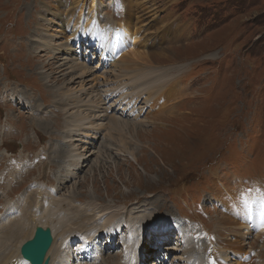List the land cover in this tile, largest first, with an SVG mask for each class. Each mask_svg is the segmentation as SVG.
Here are the masks:
<instances>
[{"label":"rangeland","instance_id":"rangeland-1","mask_svg":"<svg viewBox=\"0 0 264 264\" xmlns=\"http://www.w3.org/2000/svg\"><path fill=\"white\" fill-rule=\"evenodd\" d=\"M91 1L0 0V209L30 189L35 180L46 184L48 192L58 185V178L74 175L64 167L68 155L64 138L75 133H69L68 117L57 102L62 80L72 75L68 70L58 73L60 57L50 52L53 50L47 53V46L44 51L39 39L33 38L41 34L37 25L48 26L44 33L50 34L67 21L78 31L72 42H68L71 30L62 26L55 43L51 41L58 34L47 39L54 45L59 42L62 54H76V60H87L89 65L99 62L96 72H106L97 75L98 90L105 89L106 79L113 84L118 80L112 62L100 61L106 58L116 61L114 64L127 62L131 69L138 67L146 75L142 81L147 82L148 90L134 99L138 102L135 108L129 106L131 113H139L141 123L131 113L115 115L126 120V130L120 127L108 137L105 128L96 132V143L88 144L90 151H81L84 162L76 177L60 193L73 190L74 205L97 199L115 207L117 219H123L126 211H139L141 216L144 209L158 212L162 227H147L145 264L156 259L191 264L183 256L184 247L198 264H221L223 255H229L228 263L233 264L231 252L235 250L227 247L238 248L245 237L238 233L240 229L216 237L214 226L220 225L218 219L223 215L218 190L233 195L243 187L238 205L244 212L246 207H260L264 212L263 202H257L264 199L259 198L264 192L248 188L254 183L264 185V0H113L107 6L100 0L105 16L116 22L125 20L131 32L137 29L134 50L171 52L169 57L162 54L151 60L121 55L130 49L131 41L121 43L119 51L109 48L99 60L103 41L88 42L86 32L73 20V16H84V25L86 21L93 27L98 24L89 10ZM47 11L53 17L45 15ZM50 18L55 22H48ZM116 42L115 48L119 47ZM161 74L167 75L171 85L155 99L151 94ZM122 78L127 82V76ZM146 98L149 104L145 106ZM131 124L136 128L131 129ZM121 138L127 142L125 147L134 149L136 159L118 146ZM73 144L80 147L78 142ZM248 213L251 220L252 210ZM177 227L186 230L183 233H188L190 245L183 244L180 253L171 257L161 245L179 246ZM121 229L113 244L103 234L89 244L91 251L100 252L102 262L106 257L119 261L123 256L127 231ZM246 235L253 239L252 248L244 245V264H261L264 228Z\"/></svg>","mask_w":264,"mask_h":264},{"label":"bare ground","instance_id":"bare-ground-1","mask_svg":"<svg viewBox=\"0 0 264 264\" xmlns=\"http://www.w3.org/2000/svg\"><path fill=\"white\" fill-rule=\"evenodd\" d=\"M105 1L106 6L113 3V0ZM89 10L90 13L92 12V19L96 20L97 17V20H99L98 24H95L94 27L92 26L93 23H88L87 21L86 25L83 24L82 19L84 18V16H73V20H75V23L80 27L81 31L86 32L88 42H91L93 39H100L103 41V45L100 47L99 51V60L101 56H105L106 54H108V52L110 51L109 48L113 47L115 51H119L122 48L120 44L126 43L128 41H131V47L127 52L125 51L121 55L129 54L138 59L148 58V60H151L153 57L158 55L161 56L162 54L164 57H169V54L171 52L169 53V50L165 49V51L159 52L160 54H156L155 51L147 53L140 50H134V45L137 42V29L134 30L135 32H131L125 20L123 22H116L112 18L105 16L106 14L103 11L104 9L102 1L92 0ZM48 14L53 17V15L48 11L45 12V15ZM53 21L54 20H52L51 18L48 20V22H50L51 24L53 23ZM37 26L41 30V34L33 35V38L39 39V47L45 51L47 46V53L51 52L55 56H57V58L58 56L60 57L58 59L60 60V64L58 65L60 67H56V69H59L57 70L58 73L65 71L66 74L68 70V72L72 75L71 77L62 80L64 82L61 81L63 85L60 86L63 87L58 88L57 102L60 101L62 105L61 108L64 114H66L68 117L66 123L68 130H70L69 133H75L74 137L65 135L64 138L67 143L66 152H68L67 157H64V167L66 171H69L70 174L74 175H68L66 178V174L65 177L62 176L58 178V185L54 188H51L48 192H46V190L48 189L46 184L41 183L42 181L39 182L35 180L33 183H31V185H33L31 186V188L29 187L30 189L23 190L18 194L15 200H10L4 204V207L0 209V264H30L21 256L20 247L25 242L30 240L34 229L37 226H40L42 228H50L52 231L53 241L46 255L47 258H49L48 264H75L74 258H76V264H101L102 261L100 260V252L97 250L91 251L89 249V244L92 243V241L97 240L99 238L98 236H101L102 234L106 236L110 243L113 244L116 236L115 234L118 229H121V225L126 228L127 231V239L124 241L123 246V256L119 261H116L112 257L111 260H109L110 257H106L104 261L105 264H145L144 254L146 252L145 241L147 238V227H162V223L157 218L158 212L152 209H144V214L143 216H141L139 214V211H126L125 217L123 219H117L115 207H112L110 205H103L101 203H98V201H96L97 199L92 200L91 198L90 202L86 204L74 205L75 200L72 199L71 195L75 194V192L73 190H68L67 193H65V191H62V193H60V190L61 188H63L62 186H65L67 181L69 182L72 178L76 177L77 172L81 168L80 163L84 162L83 157L85 154L83 152L81 153V151H84L85 149H88V151H90L91 148L88 146V144L90 143V145H92L95 142L94 140L96 139L94 138V135L96 132H98L99 130L101 131L105 128V131H107L106 137H108L110 136V132L119 130L120 127H123V130H126L125 127L128 126L126 120H124L123 118L115 117V115H127L128 113H131L129 106L133 108L137 106L138 102H136V100L134 99L142 97L144 92L148 90L147 82L145 83L142 81V79L146 75L142 71L137 70L138 67L133 68L135 70L131 69L127 62H119V60H117L118 63L114 64L116 63V61L113 62V60H107L106 58V60L100 61H102V63H106L108 61L112 62L111 65L116 67L115 71L117 72L115 73V77H118V80L113 84L111 80L108 81L106 79L102 84L105 89H103V91L98 90L96 88L98 84L96 80L97 75L105 74L106 72V70L104 73L102 71L96 72V68H98L97 65L99 62H95L94 64L89 65L87 63V60H76V54L72 55L71 57L67 54H62L59 49H62L63 46L59 44V42L55 45L52 44L55 43L54 39L56 40L60 37V26H62L63 29L64 27H67L71 30L72 36L70 37V40H68V42H72L74 37L78 35L77 29L70 26L67 21H64V23H59L58 28H56L55 31L50 34L44 33L45 30L47 31V28H49L48 26L44 24ZM91 26L93 27V29L91 28ZM114 32H117L116 36L114 35ZM43 34L44 37H41ZM51 34L52 36L58 34V36L52 38ZM47 38H52V43H50L48 41L49 39ZM155 39L157 40L158 37H156ZM76 40L79 41L80 39L76 38ZM115 40L117 41L116 43H119V47H114ZM143 41H145L144 38ZM150 43L152 42H149V44ZM69 48L71 49V46ZM118 57L120 56H117L116 58ZM66 59H69L67 60L68 62L66 61ZM64 64L68 65V67H65ZM166 74L165 76H167ZM122 76H127V82L124 81L125 79L122 78ZM165 76L164 74L158 76V85L152 92L151 97H155L156 99L158 95L161 94L163 88L171 85L170 79ZM74 77L75 79H73ZM74 80H77L75 81V83H77L76 86H74ZM102 85L100 83L99 87H101ZM67 86L70 87L67 88ZM147 99L148 98H146L144 102L145 106L149 104V101ZM158 101L159 100H157L156 103H159ZM67 111H69V113H66ZM131 114L132 116H134L133 118L135 121L141 123V120L139 119V113L135 115L133 113ZM130 126L133 125L131 124ZM133 127L134 128L131 127V129L136 128L135 126ZM83 133L85 135H83ZM128 138L132 140L131 137H127V139ZM121 141L122 143L118 146L121 148H125L126 152L123 153L128 154L130 157H132V159H136L137 157L134 154V149L125 147V143H127L125 139L121 138ZM73 142H78L80 144V147L78 148L77 145L73 144ZM93 152L94 151H92L91 154ZM78 156L80 159H78ZM97 157L95 158V162L98 159ZM249 186L250 187L248 188H252L250 189V191H258L260 194L264 192V185H258L254 183ZM254 187L255 189H253ZM54 191L60 196H56L54 194ZM242 191L243 187H240L238 188V191L233 195H228V193H230L228 192V190L223 188L218 190L223 215H221L220 218L218 217L220 225L214 226V231L217 235L216 237H224L223 231L226 232L227 230L236 229H240L241 231L237 232L245 237L240 240L241 243H239L238 248L227 247L230 250H235L231 252V256L233 257L232 259L234 261L233 264L245 263L243 259L244 252H246L244 245H246V248H252L251 243L253 235L247 236L246 233H249V231L252 230L255 235L258 229L264 228V212L262 214V211H260V207H246L247 209L245 211L247 212H244L243 207L238 205L237 200ZM259 198H264V195L263 197ZM64 201H70V203L64 204ZM257 202H263L264 204V199H258ZM249 210H252L253 213V217H251V220H248ZM224 211L227 212L225 216ZM261 219L262 222H260ZM138 222L142 224H139ZM123 227L121 230H123ZM180 227H177L181 239V243L179 244V246L177 244L176 248L170 249V245H166V243H163V246L161 245L162 250L166 248V251L171 254V257H175L180 253L178 250L183 247V244L190 245V240L187 236L188 233L184 234L183 232L186 230H182V228ZM244 229L245 231H243ZM173 233L174 231L172 230L171 234ZM258 234L257 236L260 235ZM159 239L160 238L157 237L155 240L158 241ZM259 240L261 241V239ZM262 247H264V244H262ZM262 247L260 248V251H262ZM183 252V256L187 259L188 263L191 262V264H198L197 262H195L192 255L189 254L187 247L183 248ZM84 255L86 257H84ZM78 257L81 259H78ZM177 257L179 258V256ZM229 258V255H223L221 264H229ZM104 262H102V264H104ZM151 264H166V262L156 259L153 260ZM185 264L187 263L185 262ZM261 264H264L263 254L261 255Z\"/></svg>","mask_w":264,"mask_h":264},{"label":"water","instance_id":"water-1","mask_svg":"<svg viewBox=\"0 0 264 264\" xmlns=\"http://www.w3.org/2000/svg\"><path fill=\"white\" fill-rule=\"evenodd\" d=\"M52 241L51 229L37 226L34 229L32 238L21 246V256L30 264H48L49 258L46 255Z\"/></svg>","mask_w":264,"mask_h":264},{"label":"trees","instance_id":"trees-1","mask_svg":"<svg viewBox=\"0 0 264 264\" xmlns=\"http://www.w3.org/2000/svg\"><path fill=\"white\" fill-rule=\"evenodd\" d=\"M233 2H231V3H234L235 2V0H232ZM226 7H229L228 5H226Z\"/></svg>","mask_w":264,"mask_h":264}]
</instances>
